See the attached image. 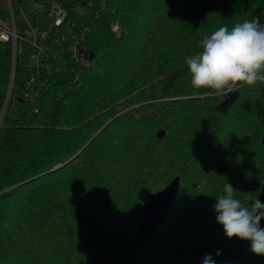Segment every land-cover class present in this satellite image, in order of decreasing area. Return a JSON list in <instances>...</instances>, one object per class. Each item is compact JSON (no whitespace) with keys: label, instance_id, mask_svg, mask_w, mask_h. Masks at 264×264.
Masks as SVG:
<instances>
[{"label":"trees","instance_id":"obj_1","mask_svg":"<svg viewBox=\"0 0 264 264\" xmlns=\"http://www.w3.org/2000/svg\"><path fill=\"white\" fill-rule=\"evenodd\" d=\"M66 7L89 28L82 60L54 61L34 103L20 97L30 70L18 65L16 112L0 127V264H264L251 241L226 237L214 209L226 183L245 204L260 199L264 82L207 96L185 62L221 26L264 24V0ZM11 66L0 42V114ZM171 185L177 200L137 247L146 201Z\"/></svg>","mask_w":264,"mask_h":264},{"label":"clouds","instance_id":"obj_2","mask_svg":"<svg viewBox=\"0 0 264 264\" xmlns=\"http://www.w3.org/2000/svg\"><path fill=\"white\" fill-rule=\"evenodd\" d=\"M202 50L185 58L194 89L205 95L225 96L238 84L264 82V24L258 18L236 23L231 29L221 26L200 41ZM229 183L214 204L216 221L228 239L251 241V251L264 256V202L258 198L248 204L235 197ZM220 255V252H217ZM202 264H216L211 255Z\"/></svg>","mask_w":264,"mask_h":264},{"label":"built area","instance_id":"obj_3","mask_svg":"<svg viewBox=\"0 0 264 264\" xmlns=\"http://www.w3.org/2000/svg\"><path fill=\"white\" fill-rule=\"evenodd\" d=\"M4 2L6 15L0 17V42L11 46L13 71L2 117H5L9 109L15 70L26 47L30 50L28 59L31 64L27 67L30 76L25 81L20 97L34 103L46 88V76L50 74L54 61H60L64 54H69L77 61L82 60L81 52L89 32L86 25L70 19L66 7L67 0H4ZM24 6L33 13L31 18L23 13ZM17 14H20L23 20H20ZM41 21H44L45 27H42Z\"/></svg>","mask_w":264,"mask_h":264},{"label":"water","instance_id":"obj_4","mask_svg":"<svg viewBox=\"0 0 264 264\" xmlns=\"http://www.w3.org/2000/svg\"><path fill=\"white\" fill-rule=\"evenodd\" d=\"M229 98H231V96L227 97L226 100H228ZM2 115L3 114L1 113L0 121L3 120ZM163 135L164 131H160L157 134V138L161 139ZM178 194V185H171L167 189L161 191L159 194L153 196L149 201H146L141 232L136 241L137 247L145 244L157 232L161 224L164 222L165 218L168 216L175 201L177 200ZM259 200L261 202H264V183ZM260 225L264 226V220L261 221Z\"/></svg>","mask_w":264,"mask_h":264},{"label":"rangeland","instance_id":"obj_5","mask_svg":"<svg viewBox=\"0 0 264 264\" xmlns=\"http://www.w3.org/2000/svg\"><path fill=\"white\" fill-rule=\"evenodd\" d=\"M67 1H68V2H73V1H76V0H67ZM90 5L93 6V5H95V3H94V2H90ZM41 12L44 13L43 11H41ZM23 13L25 14L26 17H29V18H31L32 15H33V13L31 12V10H30L27 6H24V7H23ZM44 14H45V13H44ZM17 16H18V18H19L20 20H23V18H22V16H21L20 14H17ZM42 20H43V19H42ZM40 23H41L42 27L45 25L44 21H41ZM44 27H45V26H44ZM29 51H30V50L26 47V48H25V53L19 58V63H18L19 67H21V68H23L24 66H26V67H30L31 62H30V60L28 59ZM12 71H13V70L11 69V76H12ZM15 72H16V70H15ZM11 76H10V78H11ZM25 76H26V73H25V72H22V73L20 74V76H19V80H20V79H24ZM236 90H237V86H236V88L234 89L233 92H235ZM227 95L231 96L232 93H228V94H226V98L229 97V96H227ZM221 96H222V95H221ZM225 101H226V100H225ZM225 101H224V103H225ZM12 112H16V106H15V104H14L13 101H12L11 104H10V110H9V113H10V114H12ZM1 113H2V111H1ZM0 117H1V114H0ZM2 118L4 119V117H2ZM2 121H3V120H2ZM2 121H0V122H1V123H0V126H1V124H2Z\"/></svg>","mask_w":264,"mask_h":264}]
</instances>
